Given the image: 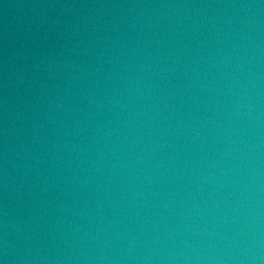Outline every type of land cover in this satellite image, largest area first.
Returning a JSON list of instances; mask_svg holds the SVG:
<instances>
[{"label":"water","instance_id":"95a60500","mask_svg":"<svg viewBox=\"0 0 264 264\" xmlns=\"http://www.w3.org/2000/svg\"><path fill=\"white\" fill-rule=\"evenodd\" d=\"M5 264H264V0H0Z\"/></svg>","mask_w":264,"mask_h":264},{"label":"clouds","instance_id":"9594fccd","mask_svg":"<svg viewBox=\"0 0 264 264\" xmlns=\"http://www.w3.org/2000/svg\"><path fill=\"white\" fill-rule=\"evenodd\" d=\"M0 264H5V261L0 259Z\"/></svg>","mask_w":264,"mask_h":264}]
</instances>
